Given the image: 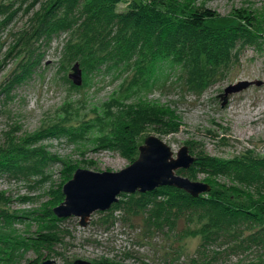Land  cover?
Masks as SVG:
<instances>
[{
	"label": "rangeland",
	"instance_id": "374dc122",
	"mask_svg": "<svg viewBox=\"0 0 264 264\" xmlns=\"http://www.w3.org/2000/svg\"><path fill=\"white\" fill-rule=\"evenodd\" d=\"M135 1L142 2L123 0L118 10L126 11ZM190 1L217 11L219 18L211 22L215 27L234 24L236 9L264 18V0ZM29 4L0 0V22L7 20L0 26V160L9 163L0 169V264L47 259L56 264L78 259L192 264L209 218L181 217L177 210L161 208L158 204L168 199L161 191L149 199L141 192L120 195L118 207L95 211L86 226L77 216L58 217L54 208L65 200L63 186L78 168L120 171L139 158V147L151 135L168 144L175 157L188 146L196 158H264V41L242 40L225 63L204 60L199 69L189 70L172 60L150 63L144 47L115 55L103 38L96 45L98 57L86 63L74 58L77 49L70 51L67 44L83 42L77 32L50 40L31 29L33 11L44 7L38 2L28 9ZM133 31L129 28L123 39ZM76 62L83 73L80 86L69 78ZM135 77L140 85H134ZM241 81L253 84L224 96L229 85ZM141 112L147 121L138 125L131 147L114 131L119 120ZM198 170L176 173L194 181L225 182ZM258 249L231 251L224 243L210 247L225 263L253 261L264 255V248Z\"/></svg>",
	"mask_w": 264,
	"mask_h": 264
},
{
	"label": "trees",
	"instance_id": "16d2710c",
	"mask_svg": "<svg viewBox=\"0 0 264 264\" xmlns=\"http://www.w3.org/2000/svg\"><path fill=\"white\" fill-rule=\"evenodd\" d=\"M26 1L30 2L28 9H34L38 2L44 7L43 12L33 11L31 29L50 40L64 32H77L83 42L67 44L70 51L77 49L74 58L82 57L86 63L98 57L100 49L96 45L103 38L108 50L115 48V55L126 56L127 52L144 47L150 53V63L172 60L189 70L199 69L204 60L219 65L221 60L225 63L229 50L242 40L254 45L264 41V18L245 9L234 10V24L215 27L211 22L219 18L217 11L190 0L135 1L127 6L126 11L118 10L123 0ZM3 22L0 26L5 27L7 20ZM132 27V34L129 37L126 34L123 39ZM132 80L136 85L141 79L135 77ZM131 114L119 120L114 134L119 141L132 147L139 134L138 125L147 119L141 117L142 112ZM8 164V160L1 158L0 169ZM188 169L189 174L199 169L210 178L221 176L226 179L225 182L208 183L211 190L197 197L172 186L141 193V197L149 199L153 192L161 191L168 196L158 204L161 208L177 210L181 217L209 218L202 228L205 236L192 264H264V255L247 263H225L216 259L215 255L219 253L210 250L217 243L228 245L231 251L264 248V158L240 162L204 155ZM118 206L117 203L112 205L114 208Z\"/></svg>",
	"mask_w": 264,
	"mask_h": 264
},
{
	"label": "water",
	"instance_id": "95a60500",
	"mask_svg": "<svg viewBox=\"0 0 264 264\" xmlns=\"http://www.w3.org/2000/svg\"><path fill=\"white\" fill-rule=\"evenodd\" d=\"M69 78L76 86L83 83V73L79 62L72 68ZM251 81H241L229 85L224 96L238 93ZM140 156L128 167L120 171L97 172L78 168L73 177L63 186L65 200L54 208L55 214L62 217H80V224L86 226L95 211L109 210L119 201L122 193H146L162 186H172L186 191L192 196L208 193L211 186L202 181H194L177 174L178 169H188L196 161L188 146H183L174 156L171 147L157 136L151 135L139 147ZM41 264H56L47 259ZM74 264H92L78 259Z\"/></svg>",
	"mask_w": 264,
	"mask_h": 264
}]
</instances>
